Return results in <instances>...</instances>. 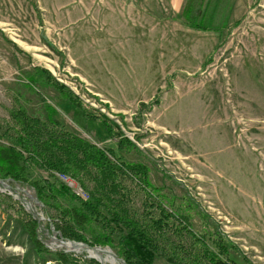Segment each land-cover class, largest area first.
<instances>
[{"label": "rangeland", "instance_id": "rangeland-1", "mask_svg": "<svg viewBox=\"0 0 264 264\" xmlns=\"http://www.w3.org/2000/svg\"><path fill=\"white\" fill-rule=\"evenodd\" d=\"M234 1L243 8L235 4L223 26L206 27L171 18L156 5L146 12L138 0H0V125L14 101L30 114L41 105L15 84L21 73L47 70L98 117L86 121L40 86L58 122L98 148L144 164L154 187L177 200L188 195L241 256L264 264V0ZM74 4L79 12H62ZM18 93L29 103L24 95L15 98ZM102 122L112 127V137ZM122 136L132 146L118 150ZM61 175L83 189L67 174L42 172L77 196ZM0 193L38 222L49 250H62L78 264H100L89 250L107 251L114 264H125L109 246L64 239L51 223L44 225L49 219L32 188L1 179ZM5 205L0 264H41ZM192 219L200 229L198 216ZM53 239L86 247L67 250Z\"/></svg>", "mask_w": 264, "mask_h": 264}, {"label": "trees", "instance_id": "trees-1", "mask_svg": "<svg viewBox=\"0 0 264 264\" xmlns=\"http://www.w3.org/2000/svg\"><path fill=\"white\" fill-rule=\"evenodd\" d=\"M20 77L23 82L18 78L15 84L22 89L19 92L35 96L41 105L30 114L14 101L9 119L2 121L0 180L11 179V185L35 191L49 219L44 225L51 223L50 229L64 239L109 246L125 264H252L215 222L194 207L188 195L177 200L172 192H160L151 184L144 164L129 162L111 149L98 148L58 122L55 108L38 92L40 86L53 89L74 114L86 121L98 117L85 110L47 70L35 67ZM23 95L18 93L15 98ZM102 123L112 137V127ZM127 145L132 143L122 136L117 149ZM55 171L74 178L88 199L83 201L56 179L42 176V172ZM7 202L10 205H5L4 211L9 213L11 209L15 214L14 218L12 214L7 217H12L28 237L41 264H78L62 250H49L39 238L38 222L19 202L0 193V205ZM193 216L200 219L198 230L193 226ZM90 263L98 264L94 260Z\"/></svg>", "mask_w": 264, "mask_h": 264}, {"label": "crops", "instance_id": "crops-1", "mask_svg": "<svg viewBox=\"0 0 264 264\" xmlns=\"http://www.w3.org/2000/svg\"><path fill=\"white\" fill-rule=\"evenodd\" d=\"M138 2H140L142 10L146 12L149 9V5H156L157 8L161 7L169 15L172 14L171 18L177 16L181 18V21L184 18V20L197 24H202L204 21L206 25L202 26L206 27L223 26V23L228 21L232 6L234 7L235 4L240 6L241 9L243 8L242 1L235 3L233 0H138ZM73 3H76V0H73ZM220 6L222 7L220 8ZM79 10L80 7L74 4L65 10L63 9L62 12L72 15L79 12Z\"/></svg>", "mask_w": 264, "mask_h": 264}, {"label": "bare ground", "instance_id": "bare-ground-1", "mask_svg": "<svg viewBox=\"0 0 264 264\" xmlns=\"http://www.w3.org/2000/svg\"><path fill=\"white\" fill-rule=\"evenodd\" d=\"M70 188V187H69ZM71 189V188H70ZM82 189V188H81ZM73 190V189H72ZM82 191H83V189H82ZM84 193L87 195V199H88V194L84 191ZM77 196H79V195H77ZM82 199H84V198H82ZM32 200L33 201H35V198L34 197H32ZM31 200V201H32ZM34 203V202H33ZM53 242H59L60 244H59V246L60 247H64V248H66L67 250H79V249H81L83 246H79L78 244H70V243H64V242H62V241H59L58 239H53ZM88 254L89 255H91V256H94V257H96L97 259H100L102 262H104V263H110V264H114V262H115V260H114V257H112L111 255H110V252L108 253L107 251L105 252V251H100V250H98L97 252H95V251H91V250H89V252H88ZM116 259V258H115Z\"/></svg>", "mask_w": 264, "mask_h": 264}, {"label": "built area", "instance_id": "built-area-1", "mask_svg": "<svg viewBox=\"0 0 264 264\" xmlns=\"http://www.w3.org/2000/svg\"><path fill=\"white\" fill-rule=\"evenodd\" d=\"M61 177L62 178H60V179H62L63 181H65L66 182V184H67V186L68 187H70L71 189H73V187H74V185L71 183V181L67 178V176H63V175H61ZM74 190V192L77 194V195H79V196H81L82 198H87V195L82 191V189L80 188V187H75V189H73Z\"/></svg>", "mask_w": 264, "mask_h": 264}, {"label": "water", "instance_id": "water-1", "mask_svg": "<svg viewBox=\"0 0 264 264\" xmlns=\"http://www.w3.org/2000/svg\"><path fill=\"white\" fill-rule=\"evenodd\" d=\"M35 200H36V199H35ZM35 202H37V201H35ZM69 243H70V244H77V243H74V242H71V241H69ZM81 246L86 247V245H81ZM100 264H103V263L100 261Z\"/></svg>", "mask_w": 264, "mask_h": 264}]
</instances>
